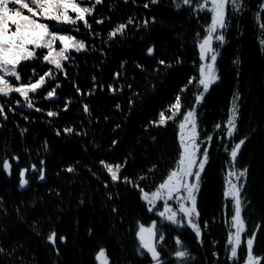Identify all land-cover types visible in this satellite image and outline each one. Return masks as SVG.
<instances>
[{"label":"trees","instance_id":"1","mask_svg":"<svg viewBox=\"0 0 264 264\" xmlns=\"http://www.w3.org/2000/svg\"><path fill=\"white\" fill-rule=\"evenodd\" d=\"M144 2L103 0L97 5L93 15L110 17L111 21L97 25L90 20L92 29L102 36L88 40L89 44H95V49L79 53L72 50L73 62L65 65L69 77L61 79L62 87L57 89L55 98L45 97L47 88L38 96L34 95L37 107L44 111L16 105L14 101L22 99L18 94L0 98V103H11L16 109L13 112L6 107V120L0 116V197H3L0 206L7 209L6 213L0 211V246L8 252L16 248L12 255L0 253V264H98L94 254L100 246L108 250L110 264H128V261L146 264L136 257V222L147 224L157 216L147 211L137 189L122 181L112 183L100 161L124 163L127 158L123 175L136 177L148 173L140 183L149 191L164 178L176 159L177 123L168 121L165 125L147 128L145 125L158 119L159 111L166 109L181 86L187 83V78L196 74L199 61L194 37L198 30L203 32L210 17L201 14L197 19L190 16L188 9L175 10L171 0H159L149 8H144ZM260 3L261 0H246L247 9L243 14L230 17L226 41L222 45L216 43L221 79L210 87L198 108L203 136L213 131L216 122L226 119L233 90L239 87L242 93L239 136L255 129L243 146L238 165H251L247 184L251 204L244 213L250 217L248 228L264 221V48L259 43L264 37L259 27L264 23V13L259 20L256 16ZM110 5L116 7L113 9ZM153 15L156 20L147 27L136 28L130 24L124 35L111 39L107 36L112 27L129 16L141 24ZM80 28L84 30L82 23ZM102 39L108 43L102 44ZM152 45L154 54L149 55L146 49ZM101 47L103 52L99 51ZM160 59L171 61V65L157 68ZM234 60L239 63L234 64ZM122 61L126 62L124 68L120 67ZM32 68L39 71L41 65L27 63L24 72L31 74ZM117 71L121 72L119 79L114 75ZM58 75L63 77V73ZM72 81L80 86V93L75 91ZM93 84L96 88L88 95ZM109 84L117 91L108 89ZM128 84L133 85L131 90ZM135 91L139 95L133 97L135 102L129 106L128 99ZM196 91L194 83L181 94L186 107L194 102ZM69 97V108L65 110L64 103ZM85 103L90 113L83 111ZM116 104L121 107L117 109ZM48 109L59 115L49 117ZM65 127H74L75 131L64 133ZM24 129L27 131H22ZM57 129L61 130L59 135ZM112 140L118 143L112 145ZM230 144L231 140L222 132L214 133L211 159L202 174L197 196L201 222L209 221L202 235L203 244L190 228L179 232L175 226L163 229L167 234L165 244L170 250H175L174 237L181 235L195 258L190 264H233L227 259L225 248L231 200L223 196L229 160L225 147ZM15 156L20 157L19 161L13 159ZM5 157L12 164L10 175L2 167ZM32 164H36V170L31 169ZM153 164L157 168L149 172ZM69 165L74 171L67 170ZM41 167L45 169L43 180L39 179ZM21 168L28 169L29 184L24 187L19 185ZM105 181H108L107 186ZM109 192L114 194L111 198L107 195ZM114 205L119 215L113 213ZM52 230L66 240H57L53 246L46 239ZM244 247L246 251V245ZM254 247L256 254H264V231H258ZM56 248H59L58 254ZM213 252L219 256H214ZM240 255L238 249V257ZM172 264H175L174 259ZM238 264H242V260Z\"/></svg>","mask_w":264,"mask_h":264},{"label":"snow or ice","instance_id":"2","mask_svg":"<svg viewBox=\"0 0 264 264\" xmlns=\"http://www.w3.org/2000/svg\"><path fill=\"white\" fill-rule=\"evenodd\" d=\"M103 0H0V98L11 97L18 94L22 99H16L14 103L21 107L44 111L37 107L34 95L39 94L45 88V97L53 99L57 96V89L61 88L62 78H68L69 72L65 67L66 63L73 62L72 50L76 52H87L95 49V44H89V39L101 37L100 32L92 29L91 21L97 25L110 23L111 18L99 16L97 18L93 13L96 11L97 5L102 4ZM159 0H145L144 8L150 5L158 4ZM171 4L175 10L183 11L188 9L190 16L199 19L200 15L210 17V22L203 26V32L197 31L194 37V43L198 47V63L196 64V74L187 78V83L183 84L176 93L174 101L170 103L166 109H161L158 113V119L151 120V125H165L168 121L177 123L178 126V148L176 151V159L173 162L164 178L156 184L151 191L141 186V181L146 179L148 173H142L139 176L123 175L122 169L125 168L127 158L124 163H108L104 160L100 164L110 174L111 182H123L125 185H131L132 188L138 190L139 198L145 202L147 211L155 213L157 219L145 225L137 220L135 237L137 245L135 248L136 257L146 264H190L194 260L191 250L181 239V235L174 237L175 250L167 248L165 241L167 234L163 229L175 226L179 232L182 229H191L195 233L196 239L203 244L202 235L205 229L209 227V221L201 222V214L197 206V196L201 189L202 174L206 171V165L209 164L210 147L213 143V135L217 131L223 133L224 136L231 140L230 147L226 146L225 151L229 156L228 169L224 175L223 196L231 200V214L228 224L226 256L233 264H238L242 260V264H264V254H256L255 243L257 241L258 231H264V221H258L252 228H248L247 221L250 217L244 213L251 204V200L247 195V184L250 172V164L239 165V157L242 155L243 146L251 139L252 132L239 136V125L242 120L240 99L242 93L239 87L233 90L230 107L227 111V117L221 122L213 125V131L201 136L203 128L199 125L198 108L202 106L206 94L210 87L221 79L219 74L217 61L220 54L219 48L214 46V42L222 45L226 41L225 31L228 28L230 17L243 14L247 9L246 0H171ZM113 9L115 5H110ZM259 11L256 13L257 19H260L261 13H264V0L258 5ZM156 16L145 18L141 24L135 23V17L129 16L126 21L116 24L107 33L109 39L115 38L117 35H124L126 28L133 24L136 28L141 26L147 27L151 22H155ZM83 24L84 30L81 31L80 25ZM262 32H264V23L259 24ZM75 32V34H73ZM83 37V38H78ZM101 43H108V40H101ZM259 43L264 48V37L260 38ZM155 46L147 47L146 51L149 55L154 54ZM103 52V47L99 49ZM41 64V68L31 69V74L24 72L27 63ZM177 63H180L177 60ZM194 63H196L194 61ZM234 64L239 63L238 60L233 61ZM126 62L122 61L120 67L124 68ZM171 61L160 59L157 62L159 66L169 67ZM143 69L144 65H137ZM46 69V70H45ZM22 72L24 73L22 75ZM63 73V77L58 75ZM116 79H119L121 72L117 71ZM239 77V71H237ZM95 81L96 77L93 76ZM196 84L197 91L194 95V102L191 106H185L182 93L188 90L189 85ZM75 91L80 93L81 88L72 81ZM101 87H103L101 85ZM108 89L115 92L117 88L113 84L107 85ZM123 86H121L122 88ZM128 89L133 88L132 84L127 85ZM96 85L93 84L87 94L91 95ZM139 95L138 91L132 92L128 99L129 106L134 104L133 97ZM71 97L68 102L64 103V109L68 110ZM6 107L15 112V108L11 103H0V116L5 120L8 117ZM115 107L119 109L120 104ZM186 107V110L184 108ZM83 111L90 113L87 103L83 104ZM23 115V113H21ZM49 117L59 115L57 111L47 110ZM28 119V117H25ZM108 119V117H105ZM117 128L120 125H116ZM199 129V130H198ZM22 131H27L24 129ZM59 135L61 130L57 129ZM74 127L63 128L64 133H73ZM239 136V139L236 137ZM155 140V137H153ZM117 140H112L111 144L116 145ZM47 142L45 141V145ZM19 161L20 157L13 158ZM43 165V161L40 162ZM2 167L11 174L12 164L10 159L5 157ZM31 169L36 170V164H32ZM157 165L153 164L148 170L149 172L156 169ZM69 172L74 171L73 166L69 165ZM27 168L19 169V185L24 187L29 184L26 179ZM45 178V169H39V179ZM105 186L108 181H105ZM111 198L114 194L107 193ZM3 197H0V202ZM175 202V207L173 205ZM225 210L228 205L225 204ZM0 211L6 213L7 209L0 206ZM19 212V208L16 209ZM114 214L119 215L118 208L114 205L112 208ZM123 219V217H121ZM213 220L215 218L213 217ZM34 225L36 222H33ZM38 231L37 228L33 229ZM92 232V229H89ZM250 233V234H249ZM182 234V233H181ZM47 241L53 246L57 240L65 241V236H58L55 230L50 231L46 237ZM213 243H216L215 241ZM246 245V251L245 246ZM238 249L241 255L238 257ZM57 254L59 248L55 249ZM16 251L13 248L8 252L3 246H0V253L7 252L12 255ZM214 256L219 253L213 252ZM94 258L99 264H110V256L108 250L104 246H100L94 254ZM132 264V261H128Z\"/></svg>","mask_w":264,"mask_h":264},{"label":"rangeland","instance_id":"3","mask_svg":"<svg viewBox=\"0 0 264 264\" xmlns=\"http://www.w3.org/2000/svg\"><path fill=\"white\" fill-rule=\"evenodd\" d=\"M214 46L216 47V42H214ZM37 64H39V65H41L38 61L36 62ZM46 70V69H45ZM178 126H177V134H178ZM173 205H174V207L176 206L175 205V202L173 201ZM155 214V213H154ZM156 215V214H155ZM154 220V219H153ZM152 221V220H151ZM151 222H149V223H147V224H145V225H148V224H150ZM98 264H99V262H98Z\"/></svg>","mask_w":264,"mask_h":264}]
</instances>
